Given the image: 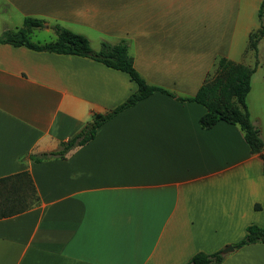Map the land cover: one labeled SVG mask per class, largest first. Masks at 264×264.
<instances>
[{
	"label": "crops",
	"instance_id": "crops-1",
	"mask_svg": "<svg viewBox=\"0 0 264 264\" xmlns=\"http://www.w3.org/2000/svg\"><path fill=\"white\" fill-rule=\"evenodd\" d=\"M263 0H0V37L54 41L55 25L93 49L126 43L145 80L164 89L102 123L65 158L57 150L96 113L138 89L130 75L87 56L0 42V178L28 171L39 201L0 217V264H185L264 227V160L239 125L203 127L190 100L220 57L253 66L247 105L264 140ZM264 152V148H263ZM217 264H264V242Z\"/></svg>",
	"mask_w": 264,
	"mask_h": 264
},
{
	"label": "trees",
	"instance_id": "trees-1",
	"mask_svg": "<svg viewBox=\"0 0 264 264\" xmlns=\"http://www.w3.org/2000/svg\"><path fill=\"white\" fill-rule=\"evenodd\" d=\"M260 27L249 36V47L257 51L258 42L264 37V0L261 4ZM43 22L33 18L25 19V28L15 32L7 31L0 37V42L13 45H26L39 51H51L62 54H76L94 58L106 65L127 72L134 80L138 89L133 92L121 105L106 113H96L81 130L67 141L60 143L57 150L42 154H31L35 161L51 157L65 158L70 150L87 143L92 139L97 128L119 111L135 104L137 101L151 95L157 90L164 89L149 84L134 66L133 57L129 54L126 43L111 44L104 42L100 50H95L89 39L83 34L60 25H55L57 38L54 41L39 44L31 40L28 29L42 27ZM258 62L250 66L237 63L227 57H220L215 63V69L206 78L196 95L190 100L203 104L207 111L200 118L203 127L209 128L219 120L237 124L244 132L245 139L251 150L259 153L264 160V140L260 129L252 122L247 105V94L251 89V78ZM39 201L37 188L28 171L0 178V217L13 215L36 205ZM264 242V227L251 225L246 235L233 246ZM222 250L213 253L197 252L185 264H217L223 261Z\"/></svg>",
	"mask_w": 264,
	"mask_h": 264
},
{
	"label": "water",
	"instance_id": "water-1",
	"mask_svg": "<svg viewBox=\"0 0 264 264\" xmlns=\"http://www.w3.org/2000/svg\"><path fill=\"white\" fill-rule=\"evenodd\" d=\"M233 250H234V246L229 245V246H227L225 249L222 250V253H223V254H227V253H229V252H231V251H233Z\"/></svg>",
	"mask_w": 264,
	"mask_h": 264
}]
</instances>
